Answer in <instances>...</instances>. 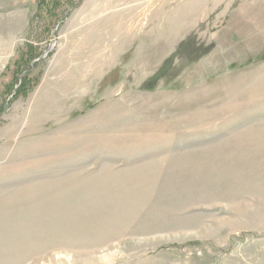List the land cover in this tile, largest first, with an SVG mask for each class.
<instances>
[{"label": "rangeland", "instance_id": "rangeland-1", "mask_svg": "<svg viewBox=\"0 0 264 264\" xmlns=\"http://www.w3.org/2000/svg\"><path fill=\"white\" fill-rule=\"evenodd\" d=\"M0 264H264V0H0Z\"/></svg>", "mask_w": 264, "mask_h": 264}]
</instances>
